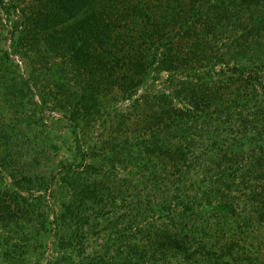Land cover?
<instances>
[{
    "label": "rangeland",
    "instance_id": "obj_1",
    "mask_svg": "<svg viewBox=\"0 0 264 264\" xmlns=\"http://www.w3.org/2000/svg\"><path fill=\"white\" fill-rule=\"evenodd\" d=\"M105 1L101 7V0H88L84 7L100 16L113 10L104 12ZM183 1L109 4L127 8L133 21L152 22L160 11L181 9ZM235 1L203 0L212 10L213 49L204 52L200 41L190 58H179L170 71L151 70L130 93L102 84L101 105L83 111L85 97L99 88L94 59L91 68L73 61L85 37L80 15L66 20L63 0H0V264L87 262L98 255L123 263L143 238L127 237L129 205L153 202V185L164 183L160 172L177 166L172 158L185 153L184 169L214 168L230 166L254 148V122L240 119L234 108L200 115L208 100L199 97L212 88H219L224 108L244 110L243 97H257L236 71L252 61L248 52L242 56L241 43L259 33L244 23L256 21L261 9L245 14ZM197 98V111L180 113L184 100ZM27 175L31 182L23 181ZM73 229L72 252L65 242ZM65 251L70 253L62 260Z\"/></svg>",
    "mask_w": 264,
    "mask_h": 264
},
{
    "label": "trees",
    "instance_id": "obj_2",
    "mask_svg": "<svg viewBox=\"0 0 264 264\" xmlns=\"http://www.w3.org/2000/svg\"><path fill=\"white\" fill-rule=\"evenodd\" d=\"M63 1L65 19L80 15L85 35L74 51L73 61L87 68L94 59L98 78L97 95H83L87 99L79 107L83 111L101 105L98 93H102V84L110 83L117 93H130L142 84L151 70L170 71L177 66L179 58H190L191 53L198 51L200 41H205L202 43L204 52L213 49L209 31L212 10L203 5V0H185L179 10L160 11L153 15L154 24L150 29L148 24L152 22L133 21V17H128L127 8L111 6L110 0L103 3V9L104 12L113 10L95 17L90 14V8L84 7L88 0ZM76 4L78 10L74 11ZM234 4L239 6L237 11L245 14L250 7L261 9L256 21L244 19L245 27L254 28L259 34L241 43L246 46L242 56L248 52L253 57L250 64L243 62L242 68L236 71L238 79H244L247 88L257 97L244 96V110L231 104L224 108L219 88H212L199 97L200 101L203 97L208 100V104L201 107L200 115L224 113L234 108L241 115L240 119L245 115L243 121L254 122L259 134L254 138V148L236 163L214 168L205 165L184 169L185 153L177 160L172 158L177 166L159 171L164 183L163 186L153 185L157 191L153 202L136 198L138 200L129 205L127 237L136 238L135 235L142 233L143 238L136 243L135 249L131 246V252L120 264H235V261H239L236 264H264V73L261 69L264 65V0H238ZM78 55L80 62L76 58ZM181 89L176 90L179 93ZM192 96H196L195 92ZM191 100L183 101L185 107L179 108L181 114L189 116L200 108L198 98ZM77 118L74 117L75 122ZM32 180V175L23 179ZM101 198L102 195L98 201ZM76 235L73 229L66 237L65 244L72 252L75 249L71 242ZM70 252H62L60 258L63 260ZM72 263L112 264L102 255L87 262L81 258L78 262L57 264Z\"/></svg>",
    "mask_w": 264,
    "mask_h": 264
}]
</instances>
